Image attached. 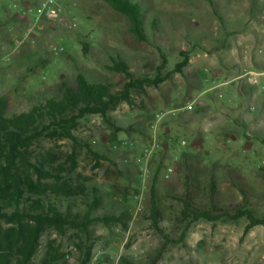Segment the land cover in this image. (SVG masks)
<instances>
[{"label":"rangeland","instance_id":"obj_1","mask_svg":"<svg viewBox=\"0 0 264 264\" xmlns=\"http://www.w3.org/2000/svg\"><path fill=\"white\" fill-rule=\"evenodd\" d=\"M41 1L0 0V96L8 104L7 116L60 96L61 84L75 86L78 74L91 83H109L120 94L129 78L108 69L114 61L126 62L132 78L143 80L155 79L165 60L162 77L168 79L133 90L129 102L116 106L111 117L124 129L115 141L114 130L101 117L79 122L74 136L109 161H98L68 139H43L31 149L32 163L48 155L65 163L75 153L74 177L106 194L94 216L122 213L127 197L133 208L128 226H114L108 235L101 222L92 224L88 233L72 227L64 233L48 229L31 264H82L85 245L93 248L89 264H264V226L246 234L245 219L190 223L182 203L189 182L194 206L209 207L213 180L219 210L232 215L247 203L264 218V137H258L260 132L264 136V79L251 90L246 76L247 71L264 70L247 65L245 53L261 60L264 38L237 39L226 33L249 29L248 18L264 19V0H131L143 9L145 43L131 34L126 17L101 0H57L62 14L55 21L42 18L36 24L33 16L17 14ZM52 46L65 52L55 55ZM182 53L189 62L182 73H173ZM190 101L196 102L194 109L200 103L208 108L183 111ZM147 113L156 115L152 137L178 140L176 147L185 140L181 151L189 154L184 160L181 153L177 159L168 153L166 165L174 173L166 180L162 172L155 184L153 173L142 177L137 162L149 143L138 133L140 118ZM153 184L162 232L152 222ZM86 210L83 204L76 209L81 214Z\"/></svg>","mask_w":264,"mask_h":264},{"label":"trees","instance_id":"obj_2","mask_svg":"<svg viewBox=\"0 0 264 264\" xmlns=\"http://www.w3.org/2000/svg\"><path fill=\"white\" fill-rule=\"evenodd\" d=\"M101 1L128 19L130 32L138 42L148 41L144 28L143 9L139 4L131 0ZM182 56L183 60L177 64L173 73H182L187 66L189 56L186 53H182ZM166 64L164 60L163 66L158 68L155 79L135 80L126 62L114 61L113 66L108 69L129 78L120 94H114L109 83H91L83 74H78L75 86L61 84L60 96L38 103L28 112L12 116L6 115L8 104L0 96V155L4 162L0 167V264H31L40 240L48 229L64 233L67 228L72 227L88 233L89 228L96 222L103 223L109 232L117 225L128 226L133 215L128 197L121 204L125 208L122 213L94 216L103 205L106 194L99 186L88 187L74 177L77 169L75 153L68 155L65 163H59L54 155L39 158L32 163L30 151L43 139H68L76 146L86 149L98 161H109L106 156L93 151L88 142L80 141L74 136L79 122L88 116L101 117L114 130L111 137L115 141L117 134L124 128L117 125L111 117V112L120 102H129L133 90L141 89L145 85L158 86L165 82L168 77H162V71ZM249 87L254 90L253 85L249 84ZM261 103L264 107V98ZM205 105L200 103L193 111L203 112L208 108ZM155 119L156 115L152 113L143 114L140 118L138 133L146 142L152 139L151 129ZM258 137H264L263 132H260ZM163 141L164 147L151 161L154 184L167 166V154L170 153V148L176 147L178 143V140L171 142L167 138ZM180 153L184 160L189 156L185 151ZM176 163H180V160ZM154 184L151 191L152 222L160 231L161 217L154 198ZM192 187L193 185L188 182L186 197L182 201L183 215L191 219L190 223L200 220L213 223L221 220L245 219L248 221L246 234L255 227L264 226V218L257 217L250 204L245 203L238 207L232 215L219 210L213 200L216 190L213 180L210 184L211 204L209 207L196 208ZM82 204L87 207L84 214L76 211ZM4 225L9 226L4 227ZM182 238H185V234ZM167 242L168 239L160 248L159 257L164 253ZM84 248L82 264H89L93 248L90 245H85Z\"/></svg>","mask_w":264,"mask_h":264},{"label":"built area","instance_id":"obj_3","mask_svg":"<svg viewBox=\"0 0 264 264\" xmlns=\"http://www.w3.org/2000/svg\"><path fill=\"white\" fill-rule=\"evenodd\" d=\"M13 8L16 9L17 6H13ZM17 14H20L23 16H33L37 24L40 22L42 18H46L52 21L58 20L61 17L62 10L57 5V0H42L38 5L34 7L28 6L24 8L23 10H17ZM51 49L55 55H60L65 52V49L60 46L59 47L52 46ZM246 76H248L249 83L251 85L254 86V85L260 84L261 74L257 72L247 71ZM195 106H196V102L190 101L185 105V107L183 108V111L185 112L193 111ZM254 110L255 108L253 107L252 111ZM173 113H176V111H173ZM163 116H164L163 113H160L158 115L159 119H161ZM134 145H135L134 143L129 144L130 147H134ZM164 145H165L164 141L162 140L160 141L158 140V138L152 137L149 143L143 146V148L141 149L140 157L137 161L141 166L142 177L144 178L148 177L153 173L152 168H151V161L154 155L158 153L164 147ZM186 145H187V142L185 140H181L178 146L180 147V149H178V147L170 148V153L172 157L175 156V158L177 159L176 155L179 154L181 151V148L186 147ZM173 173H174V168L171 165L166 166L163 170L164 179L169 180L172 177ZM135 199H138V197H136ZM140 210L141 208L138 209V211ZM119 231L120 230H117V232ZM103 234L108 235L109 231L107 229H104ZM100 253L101 252L99 251L98 254ZM97 259L98 258L95 257V260Z\"/></svg>","mask_w":264,"mask_h":264},{"label":"crops","instance_id":"obj_4","mask_svg":"<svg viewBox=\"0 0 264 264\" xmlns=\"http://www.w3.org/2000/svg\"><path fill=\"white\" fill-rule=\"evenodd\" d=\"M263 18H259L257 17V20L256 19H251V18H248L246 23H248V27L249 29H241V28H238L236 30H232V31H227L226 30V33H231L229 34L230 37L232 38H237V39H245V40H253L255 38H260V36L262 38H264V19L262 20ZM263 23L261 26H258L257 23ZM225 33V32H224ZM247 56V65H251L253 66V68H257V69H262L264 70V56H262L261 60L259 59L261 56H255L252 57V55H250V52H245ZM257 55V54H256ZM240 64V67L242 68L244 63L241 62V60L238 59V62ZM251 70V69H249ZM253 70V69H252ZM255 70H253L254 72ZM259 74H261V77H260V84L262 83V80L264 79V71H262L261 73L258 72V71H255ZM262 86H264V84L262 83L261 84Z\"/></svg>","mask_w":264,"mask_h":264}]
</instances>
